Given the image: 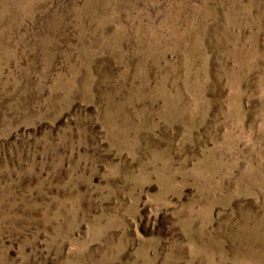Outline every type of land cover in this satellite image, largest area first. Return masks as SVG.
Wrapping results in <instances>:
<instances>
[{
	"label": "rangeland",
	"instance_id": "obj_1",
	"mask_svg": "<svg viewBox=\"0 0 264 264\" xmlns=\"http://www.w3.org/2000/svg\"><path fill=\"white\" fill-rule=\"evenodd\" d=\"M0 264H264V0H0Z\"/></svg>",
	"mask_w": 264,
	"mask_h": 264
}]
</instances>
